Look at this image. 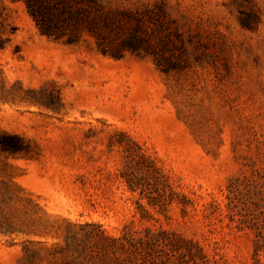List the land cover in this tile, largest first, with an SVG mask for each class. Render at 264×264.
<instances>
[{
  "label": "rangeland",
  "instance_id": "rangeland-1",
  "mask_svg": "<svg viewBox=\"0 0 264 264\" xmlns=\"http://www.w3.org/2000/svg\"><path fill=\"white\" fill-rule=\"evenodd\" d=\"M67 3L0 0V264H264V0Z\"/></svg>",
  "mask_w": 264,
  "mask_h": 264
},
{
  "label": "trees",
  "instance_id": "trees-1",
  "mask_svg": "<svg viewBox=\"0 0 264 264\" xmlns=\"http://www.w3.org/2000/svg\"><path fill=\"white\" fill-rule=\"evenodd\" d=\"M24 3L26 11L33 19L36 27L41 35L48 38L59 39L62 34L57 28V22L61 19H68L74 24H78L81 20L80 12H84L81 8L70 9L67 7L68 1L78 4L81 0H18ZM89 1V0H87ZM86 12V11H85ZM92 29V28H91ZM2 148L9 149L11 144L0 143Z\"/></svg>",
  "mask_w": 264,
  "mask_h": 264
}]
</instances>
